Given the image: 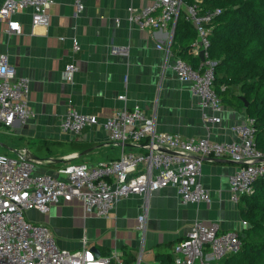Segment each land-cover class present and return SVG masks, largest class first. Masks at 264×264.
I'll return each instance as SVG.
<instances>
[{"label":"crops","instance_id":"0c3cea01","mask_svg":"<svg viewBox=\"0 0 264 264\" xmlns=\"http://www.w3.org/2000/svg\"><path fill=\"white\" fill-rule=\"evenodd\" d=\"M152 1L81 0L84 9L76 13L74 0H53L48 10V28H32L30 11L26 10L15 16L21 27L17 35L5 32L3 20L0 55L7 57L17 76L28 78V104L34 118L22 126L14 122L12 127L3 128L1 133L7 140L1 146L13 155L20 149L32 154L28 148L33 140L82 146L66 154L55 150L51 155L54 159L50 160L53 165L41 161L35 168L37 174L53 173L65 163L116 160L121 149L107 142L100 126L85 127L79 137H72L60 131L59 121L69 108L102 121L114 110L134 104L143 108L157 132L182 138L207 137L215 142L232 140L230 128L244 119V112L224 106L220 124H206L189 85L178 82L171 70L163 68L166 54L157 46L171 51L169 60L181 57V38L175 24L148 30L139 29L127 20L128 8L140 9ZM73 38L80 45L77 52H72ZM188 42L185 38L184 44ZM110 45L126 46L128 54L113 55ZM69 63L77 67L71 81L64 77ZM200 63L198 57L196 65ZM120 95L125 96L124 100L118 99ZM129 149L136 150L132 147L125 150ZM59 159L64 161L57 162ZM237 168L238 164L226 159L203 161L199 180L211 195L208 204H181L175 189L165 187L144 197L120 200L106 219L93 214L84 216L76 200L49 205L44 212L28 211L26 219L46 226L60 248L77 249L82 238H86L98 255L121 252L125 264H133L139 258L143 263L162 264L156 258L157 253L168 255L169 263L173 264L171 250L186 238L194 220L205 225L219 222L222 232L240 226L243 220L238 206L228 199V177ZM141 215L142 229L137 218Z\"/></svg>","mask_w":264,"mask_h":264},{"label":"built area","instance_id":"2783aa9c","mask_svg":"<svg viewBox=\"0 0 264 264\" xmlns=\"http://www.w3.org/2000/svg\"><path fill=\"white\" fill-rule=\"evenodd\" d=\"M52 2L2 0L0 24L5 20L7 34H20V23L15 16L29 10L31 27L46 29ZM201 3L202 0H153L140 9L128 8L127 20L139 29L148 30L174 25L180 16L192 24L196 38L191 53L196 56L203 53V61L197 68L181 58L169 60L172 53L168 48L157 46V49L166 54L163 68L171 70L178 82L189 85L202 120L216 125L221 122L224 106L212 87L215 63L208 58V50L211 24L221 10L203 11ZM74 6L76 13L84 9L81 0H74ZM115 21L119 23L118 19ZM71 48L72 52L79 50L77 39L71 40ZM109 50L118 56L129 51L128 47L118 45H110ZM76 72L77 67L69 63L64 70L65 79L71 81ZM29 89L28 78L17 76L7 57L1 54L0 129L10 128L14 122L22 126L34 118L28 104ZM124 98L118 96L120 100ZM90 126H100L107 142L120 147L116 160L65 163L53 173L37 174L35 168L41 161L31 159L26 149L17 150L14 157L0 154V264H125L119 251L96 255L86 238H82L77 249L60 248L46 226L26 219L28 211L44 212L49 205L76 200L84 216L93 214L106 219L120 200L144 197L165 187L175 189L181 204H208L211 195L199 180L205 159H226L238 164L228 177V199L233 204L250 194L252 183L264 175V153L256 146L254 120L246 116L230 128L234 138L225 142L157 132L138 104L118 108L102 121L69 108L59 121L60 131L72 137H79ZM131 147L136 150H125ZM137 218L142 229L144 217ZM247 226L246 221H241L237 229L222 232L219 222L205 225L194 220L186 238L171 250L173 264H220L241 249L240 234ZM133 264L147 263L139 258Z\"/></svg>","mask_w":264,"mask_h":264},{"label":"trees","instance_id":"16d2710c","mask_svg":"<svg viewBox=\"0 0 264 264\" xmlns=\"http://www.w3.org/2000/svg\"><path fill=\"white\" fill-rule=\"evenodd\" d=\"M201 7L221 10L209 36L208 58L215 63L212 87L223 106L243 111L254 120L256 146L264 153V0H202ZM189 24L181 16L174 29L181 38L180 58L197 68L198 56L191 53L196 33ZM241 98L247 101L246 107ZM69 145L33 140L28 150L39 161L53 165L51 155L56 151L66 154L82 148ZM237 206L248 226L240 234L241 249L220 264H264V175L252 183V192L240 197ZM156 258L162 264L171 262L164 253H157Z\"/></svg>","mask_w":264,"mask_h":264},{"label":"rangeland","instance_id":"374dc122","mask_svg":"<svg viewBox=\"0 0 264 264\" xmlns=\"http://www.w3.org/2000/svg\"><path fill=\"white\" fill-rule=\"evenodd\" d=\"M2 130L3 129H0V154H7V155L11 156L13 154L10 153L8 150L4 149L3 146H1L7 140L6 137L1 133ZM11 157H14V155ZM127 221H128V224L131 225V222H130L131 220L128 219ZM150 254L154 255L153 253H150Z\"/></svg>","mask_w":264,"mask_h":264},{"label":"water","instance_id":"95a60500","mask_svg":"<svg viewBox=\"0 0 264 264\" xmlns=\"http://www.w3.org/2000/svg\"><path fill=\"white\" fill-rule=\"evenodd\" d=\"M198 57L200 58L201 61H203V53L202 52H199ZM241 100L244 104V107H246L248 105L247 101L244 98H241ZM27 153L31 159L38 160V158H36L34 155L30 154L28 151H27ZM63 161L64 160H62V159L57 160V162H63ZM216 161H218V160H216ZM93 251L95 252L96 255H98L96 250L93 249Z\"/></svg>","mask_w":264,"mask_h":264}]
</instances>
